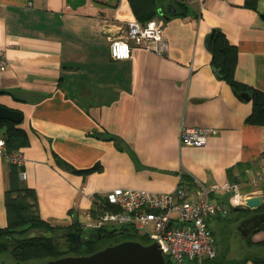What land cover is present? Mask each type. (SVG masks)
I'll return each mask as SVG.
<instances>
[{
	"label": "crops",
	"instance_id": "1",
	"mask_svg": "<svg viewBox=\"0 0 264 264\" xmlns=\"http://www.w3.org/2000/svg\"><path fill=\"white\" fill-rule=\"evenodd\" d=\"M186 3L185 15L162 18L165 52L133 47L131 57L114 60L109 38L135 19L128 0H0V56L7 61L0 104L22 114L29 144L16 152L20 182L35 190L42 219L86 228L95 196L116 187L173 191L181 172L190 178L181 186L187 192L192 180H228L264 201V126L245 122L251 102L215 75L207 48L211 30L220 29L236 46L235 78L264 91V0L255 9L244 0ZM181 124L210 127L206 144H181ZM53 153L76 169H101L82 176ZM6 161L0 155L1 225ZM210 197L227 202L221 190ZM252 237L264 239V230Z\"/></svg>",
	"mask_w": 264,
	"mask_h": 264
},
{
	"label": "trees",
	"instance_id": "2",
	"mask_svg": "<svg viewBox=\"0 0 264 264\" xmlns=\"http://www.w3.org/2000/svg\"><path fill=\"white\" fill-rule=\"evenodd\" d=\"M186 1L128 0V3L135 19L144 24L155 16L165 19L175 15H185L188 9ZM168 3L174 6V11L170 12L167 10L166 5ZM244 4L247 7L256 8V0H244ZM207 48L211 54L210 63L215 75L225 80L237 96L240 97L242 92L247 93L248 100L251 102V110L246 116L245 122L264 126V91L235 78L236 46L228 41L220 29L213 28L208 36ZM20 124L21 122L15 123L11 120L0 118V138L4 140V153L8 158H11V155L16 153L20 147L29 144L26 130ZM103 137L112 140L119 149L126 148L122 140L115 135L107 133ZM53 154L60 165L82 176L101 169L99 164H94L84 169H76L69 166L67 162L56 156L55 153ZM6 164L7 186L4 190L6 222L4 225L0 224V255H9L15 264L46 261L64 255H86L122 240H135L143 244L150 243L146 236L139 235L128 227L108 228L105 226L99 229H92L83 228L76 223L67 226L50 224L39 215L35 190L20 182V164L11 159L7 160ZM180 178V186L184 185L183 181L190 180L183 172L180 173ZM194 186L195 184L192 180V188ZM95 197L94 207L99 199L98 196ZM232 208L229 213L233 212L235 214L233 220L236 223L241 217L251 212L264 211V202L256 209L233 211ZM209 229L214 236V231L210 227ZM262 230H264V227ZM68 231H79L85 238L80 242L68 241L64 235ZM90 231L103 234L104 236L88 239L86 235ZM244 241L250 247L264 246V239L253 241L252 234ZM65 247H67L66 250H64ZM164 258L166 264H171L167 257ZM248 260L264 263V257L249 251L238 259H226L223 255L218 256L216 254L214 258H205L202 264H246Z\"/></svg>",
	"mask_w": 264,
	"mask_h": 264
},
{
	"label": "built area",
	"instance_id": "3",
	"mask_svg": "<svg viewBox=\"0 0 264 264\" xmlns=\"http://www.w3.org/2000/svg\"><path fill=\"white\" fill-rule=\"evenodd\" d=\"M162 26V18L156 16L144 24L134 18L128 20L121 34L109 38L110 57L114 60L128 59L133 47L165 52L167 46ZM6 65L5 56H0V73ZM211 131L206 126L181 124L179 142L203 146ZM3 145L4 140L0 138V155L21 164L17 153L11 158L6 157ZM19 177L23 178L24 173L19 172ZM195 182V188L189 192L181 186L169 192L113 188L99 196L94 207L96 215L86 228L99 229L108 225L128 227L146 236L150 242H156L171 264H202L205 258H214L217 254L215 238L206 220L226 215L232 207L243 206L245 199L254 195L241 193L238 184L228 180L211 186ZM214 190L225 192L227 202L213 201L210 193Z\"/></svg>",
	"mask_w": 264,
	"mask_h": 264
},
{
	"label": "water",
	"instance_id": "4",
	"mask_svg": "<svg viewBox=\"0 0 264 264\" xmlns=\"http://www.w3.org/2000/svg\"><path fill=\"white\" fill-rule=\"evenodd\" d=\"M168 11H174L171 3L166 5ZM264 19V14H260ZM242 98L248 99L247 93H240ZM0 118L19 123L22 120V114L19 110L0 104ZM262 195L247 197L243 206L233 207V211L256 209L264 201ZM264 227V211L251 212L241 217L233 227L235 233L241 240L249 235L261 230ZM68 241L80 242L85 237L81 233L68 231L64 233ZM94 231L87 233L86 238L95 239L103 237ZM67 247L64 248L66 250ZM251 252L264 257V246L252 247ZM0 264H5L1 262ZM25 264H166L163 253L156 242L143 244L135 240H122L117 243L107 245L97 251L86 255H64L46 261L29 262Z\"/></svg>",
	"mask_w": 264,
	"mask_h": 264
},
{
	"label": "rangeland",
	"instance_id": "5",
	"mask_svg": "<svg viewBox=\"0 0 264 264\" xmlns=\"http://www.w3.org/2000/svg\"><path fill=\"white\" fill-rule=\"evenodd\" d=\"M234 213L228 212L224 216L213 217L209 220V226L214 231L216 240L217 254L223 255L226 259H238L248 253L250 247L244 239L241 240L237 233L234 232ZM108 228L114 227L108 225ZM253 238V237H252ZM246 249V250H245ZM15 264L14 260L9 255L1 254L0 263Z\"/></svg>",
	"mask_w": 264,
	"mask_h": 264
},
{
	"label": "flooded vegetation",
	"instance_id": "6",
	"mask_svg": "<svg viewBox=\"0 0 264 264\" xmlns=\"http://www.w3.org/2000/svg\"><path fill=\"white\" fill-rule=\"evenodd\" d=\"M246 250V249H245ZM249 251L251 252V250L249 249Z\"/></svg>",
	"mask_w": 264,
	"mask_h": 264
}]
</instances>
